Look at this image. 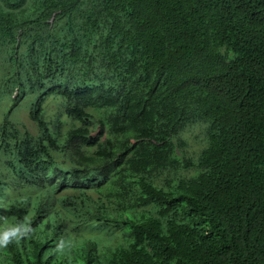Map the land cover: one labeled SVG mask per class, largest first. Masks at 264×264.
<instances>
[{
	"label": "trees",
	"instance_id": "obj_1",
	"mask_svg": "<svg viewBox=\"0 0 264 264\" xmlns=\"http://www.w3.org/2000/svg\"><path fill=\"white\" fill-rule=\"evenodd\" d=\"M0 264H264V0H0Z\"/></svg>",
	"mask_w": 264,
	"mask_h": 264
},
{
	"label": "rangeland",
	"instance_id": "obj_2",
	"mask_svg": "<svg viewBox=\"0 0 264 264\" xmlns=\"http://www.w3.org/2000/svg\"><path fill=\"white\" fill-rule=\"evenodd\" d=\"M47 107L50 112L55 111V106L51 102L48 103ZM19 115L24 122H28L26 113H21ZM205 139V125L199 122L191 124L181 133V143L178 145L177 154L179 156H188L193 159L196 158L198 152L206 145ZM100 233L101 232H96L95 234ZM95 239L97 240V238Z\"/></svg>",
	"mask_w": 264,
	"mask_h": 264
}]
</instances>
